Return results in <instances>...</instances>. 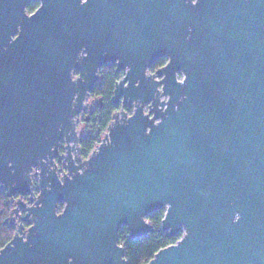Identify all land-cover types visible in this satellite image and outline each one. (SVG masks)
I'll return each mask as SVG.
<instances>
[{
    "label": "water",
    "instance_id": "1",
    "mask_svg": "<svg viewBox=\"0 0 264 264\" xmlns=\"http://www.w3.org/2000/svg\"><path fill=\"white\" fill-rule=\"evenodd\" d=\"M31 1L0 0V188L30 224L0 264H127L119 230L160 209L182 235L145 264H264V0ZM108 62L120 109L83 157Z\"/></svg>",
    "mask_w": 264,
    "mask_h": 264
},
{
    "label": "trees",
    "instance_id": "2",
    "mask_svg": "<svg viewBox=\"0 0 264 264\" xmlns=\"http://www.w3.org/2000/svg\"><path fill=\"white\" fill-rule=\"evenodd\" d=\"M39 6L38 0H33L27 7L33 12ZM165 59L160 61L162 64ZM119 75L115 73V67L104 66L101 70L100 79L96 83L93 95L101 98V107L97 106L89 114V120L80 135V147L83 157H87L95 146L101 141L112 120V115L119 109L113 102V91ZM62 207V206H61ZM61 210V208H60ZM11 211V205L7 191L0 188V249L4 247L13 237L16 227L6 221ZM165 209L152 212L148 215V222L155 228L151 234L141 238L132 239L126 226L121 227L118 234V242L123 246L127 264H145L153 258L154 254L161 248L176 243L181 233L168 237L166 231L161 229Z\"/></svg>",
    "mask_w": 264,
    "mask_h": 264
},
{
    "label": "flooded vegetation",
    "instance_id": "3",
    "mask_svg": "<svg viewBox=\"0 0 264 264\" xmlns=\"http://www.w3.org/2000/svg\"><path fill=\"white\" fill-rule=\"evenodd\" d=\"M32 1H33V0H32ZM32 1H31V2H32ZM38 1H39V0H38ZM82 1H84V0H82ZM31 2H30V3H31ZM39 5H40V1H39ZM38 7H39V6H38ZM38 7H37V8H38ZM37 8H36V9H37ZM36 9H35V10H36ZM35 10H34V11H35ZM27 11H28V10H27ZM34 11H33V12H34ZM28 12H29V11H28ZM33 12H29V13H33ZM164 59H165L166 61H164L162 64H160L159 62L162 61V60H164ZM166 62H167V59H166L165 56H162V57L158 58L157 61H155V62H154L149 68H148L147 73H149V74H151V73H155L158 69H160L161 67H163V66L166 64ZM104 66H110V67H113V66H114V67H115V73H116V75H119V79H118V80H120V79L123 78L125 71H124V70H121L120 72H117V65H116V62H108V63L104 64V65L99 69V71H98L99 79H100V75H101V70L103 69ZM73 76H74V78H76V77L78 76V72H77L76 70L73 71ZM99 79H98V80H99ZM118 80H117V81H118ZM97 82H98V81H97ZM90 97H91V100H92V99L94 100V107H93L91 110H89V111H87V112H85V113L80 114L79 117H78V122H77V124H78V128L81 129V134H82V132H83V130H84V128H85V123H86V121L89 120V114H90V112H91L93 109H95L97 106L101 107V106L98 104V99H99V98H95L96 96L93 95V92L91 93ZM118 106H119V105H118ZM119 109H120V106H119ZM124 109H125L128 113H132V111H133V107H132V106H125ZM87 117H88V118H87ZM79 126H80V127H79ZM64 153H65L64 145L62 144L61 147H60V154H59L58 157L55 158V162H56V165H57V167H58V171H59L60 174H62V173L64 172L65 164H66L64 158H61V157H60V156H61L62 154H64ZM35 172H36V169H35ZM36 180H37V176L35 175V176H34L35 184H36ZM35 191H36V194H38V190H35ZM19 198H21L23 202H22V201L20 202V201L18 200ZM9 201H10V199H9ZM26 202H28V197H20V196H16V197H15V200H14L13 203L10 201L11 211H12L16 206H18V205H22V206H24V205H25L24 203H26ZM11 211H10V213H11ZM24 215H25V211H24V208L22 207V208L20 209L19 213L14 212L12 216H10V214H9V217H8V219H7L6 221H9L10 224H11L12 226L16 227V228H17L16 230L19 229L20 224H23L24 227H25V229H26V228L29 227L30 224H29L28 222H26L25 220H23V216H24Z\"/></svg>",
    "mask_w": 264,
    "mask_h": 264
},
{
    "label": "snow or ice",
    "instance_id": "4",
    "mask_svg": "<svg viewBox=\"0 0 264 264\" xmlns=\"http://www.w3.org/2000/svg\"><path fill=\"white\" fill-rule=\"evenodd\" d=\"M84 2L86 3V2H87V0H84Z\"/></svg>",
    "mask_w": 264,
    "mask_h": 264
},
{
    "label": "rangeland",
    "instance_id": "5",
    "mask_svg": "<svg viewBox=\"0 0 264 264\" xmlns=\"http://www.w3.org/2000/svg\"><path fill=\"white\" fill-rule=\"evenodd\" d=\"M80 127V126H79Z\"/></svg>",
    "mask_w": 264,
    "mask_h": 264
}]
</instances>
